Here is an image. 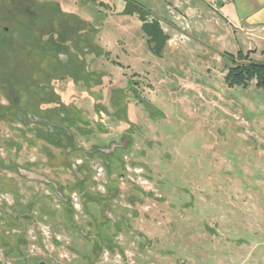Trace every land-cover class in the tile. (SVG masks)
I'll return each mask as SVG.
<instances>
[{"label": "rangeland", "instance_id": "374dc122", "mask_svg": "<svg viewBox=\"0 0 264 264\" xmlns=\"http://www.w3.org/2000/svg\"><path fill=\"white\" fill-rule=\"evenodd\" d=\"M12 30L13 44L0 43V89H17L9 99L19 114L28 109V42L31 61L56 63L25 26L12 22ZM255 84L215 85L202 109L185 98L182 113L170 112L175 138L151 160L122 150L108 153V165L96 153L102 188L95 169L80 185L72 171L32 166L37 174H28V131L3 118L0 198L7 210L14 196L13 211L35 219L22 222V235L0 218V264H264V90Z\"/></svg>", "mask_w": 264, "mask_h": 264}, {"label": "crops", "instance_id": "0c3cea01", "mask_svg": "<svg viewBox=\"0 0 264 264\" xmlns=\"http://www.w3.org/2000/svg\"><path fill=\"white\" fill-rule=\"evenodd\" d=\"M41 1L58 5L63 15L80 18L95 31L102 53L86 60L94 62V80L58 90L65 105L92 111L88 140L93 148L120 144L141 160L153 159L158 145L175 138L170 112L179 106L182 113L185 98L201 108L203 98L217 94L215 85L235 90L225 77L237 62L264 64V0ZM146 26L166 37L162 48ZM132 75L152 81L149 104L133 100ZM100 102L101 118L94 113ZM58 107L53 101L44 105Z\"/></svg>", "mask_w": 264, "mask_h": 264}, {"label": "flooded vegetation", "instance_id": "af4514ba", "mask_svg": "<svg viewBox=\"0 0 264 264\" xmlns=\"http://www.w3.org/2000/svg\"><path fill=\"white\" fill-rule=\"evenodd\" d=\"M17 18H23L28 22L26 24L25 20L17 21ZM8 20H12L18 27L20 25L25 26L28 33L36 36L38 42H40L39 36L42 35L43 39L40 46L44 49V54L53 53L55 55L56 64L46 65L31 61L30 55L33 51V43L28 42V75L25 77V83L28 87V109L22 108L21 112L17 114V104H11L12 99H9L11 97L16 98L17 89L12 88L10 92L8 91V94L0 89V123L3 118H8L7 120L12 126L18 123L25 132L28 131V174L33 173L32 166L53 169L62 173V175L66 171H72L78 179L76 184H83L87 181V173H91V170H94L97 166L96 161H93L96 153H101L100 156L109 165L108 153L117 152L119 149L122 151L123 149L120 144L113 149L112 147L93 148L90 146L88 136L93 134L91 126L94 122L89 115L92 114V111L84 113L74 104L67 106L58 94V90L64 91L66 88H72L73 84L94 80V62L92 61L93 65H91L86 60L87 55L96 58V56H101L102 53L95 44V31L91 26L87 28L80 18L63 15L60 7L51 2L0 0V22L2 23L0 29L3 32L0 43L6 46L13 44L9 36L13 32L12 22L9 24L4 23ZM41 21L50 24H38ZM49 28L52 30H49ZM0 64H2L1 61ZM6 71L7 68L4 66L0 69V73L4 74ZM130 81L133 100L139 104H149L150 96L154 91L149 76L132 75ZM64 82H66V85L63 86L62 83ZM33 96H37L39 100L34 102ZM1 98H4L6 103H2ZM47 101H53L59 107L46 109L44 105L47 104ZM31 105H35L36 110H32ZM99 107L103 108L102 102L95 105L94 113L101 118L100 111L103 112V110ZM97 124L99 125V122ZM0 146H3L1 137ZM36 147L40 148V153L37 151L34 153ZM126 148L123 150H127ZM55 150L59 151V154L54 153ZM53 159H59L60 164L55 165ZM126 159L129 160V157L126 156ZM125 167L127 169V165ZM137 167L140 168L138 169L139 173L140 170L142 172L146 170L144 166H136L135 168ZM1 196L0 218H7L9 224L21 228L19 233L27 235L26 225H22V222H30L35 218L27 213L18 214L13 211L16 204L14 196L13 202H9L12 208L9 207L11 209L6 208L7 210H5L3 199L8 200V198L3 194ZM77 198L75 201L79 204L80 199L77 200ZM73 204L76 207L80 205H76L74 202Z\"/></svg>", "mask_w": 264, "mask_h": 264}, {"label": "trees", "instance_id": "16d2710c", "mask_svg": "<svg viewBox=\"0 0 264 264\" xmlns=\"http://www.w3.org/2000/svg\"><path fill=\"white\" fill-rule=\"evenodd\" d=\"M49 30L52 29L49 28ZM145 30L157 42V47L160 45L162 48L164 43L166 42V37L163 36L157 29H152L150 31V28L146 26ZM39 38H40L39 45H41V41L43 39L42 35H40ZM255 79H256L255 87L258 90H264V64L255 63V62H248L246 64H241V62H237L234 67L230 68L228 74L226 75L225 84L230 89H234V88L248 89L250 82ZM16 97H18V94H16Z\"/></svg>", "mask_w": 264, "mask_h": 264}, {"label": "built area", "instance_id": "2783aa9c", "mask_svg": "<svg viewBox=\"0 0 264 264\" xmlns=\"http://www.w3.org/2000/svg\"><path fill=\"white\" fill-rule=\"evenodd\" d=\"M95 170H96L95 179H96V181H100V185L98 187L102 188L101 181L104 178L105 171H104V169L102 167H99V166H96Z\"/></svg>", "mask_w": 264, "mask_h": 264}, {"label": "water", "instance_id": "95a60500", "mask_svg": "<svg viewBox=\"0 0 264 264\" xmlns=\"http://www.w3.org/2000/svg\"><path fill=\"white\" fill-rule=\"evenodd\" d=\"M24 219H26V217H24ZM26 220H28V219H26Z\"/></svg>", "mask_w": 264, "mask_h": 264}]
</instances>
